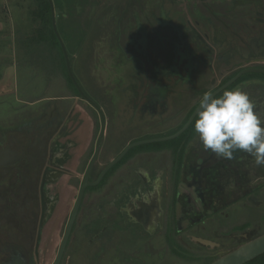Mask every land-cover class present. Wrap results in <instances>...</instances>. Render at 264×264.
Listing matches in <instances>:
<instances>
[{
	"label": "flooded vegetation",
	"instance_id": "af4514ba",
	"mask_svg": "<svg viewBox=\"0 0 264 264\" xmlns=\"http://www.w3.org/2000/svg\"><path fill=\"white\" fill-rule=\"evenodd\" d=\"M76 1L68 60L98 81L58 69L51 1L46 36L35 18L0 54V264H211L263 236L264 166L194 120L236 88L264 120V0Z\"/></svg>",
	"mask_w": 264,
	"mask_h": 264
},
{
	"label": "clouds",
	"instance_id": "9594fccd",
	"mask_svg": "<svg viewBox=\"0 0 264 264\" xmlns=\"http://www.w3.org/2000/svg\"><path fill=\"white\" fill-rule=\"evenodd\" d=\"M255 102L240 88L220 95L205 92L195 113L194 130L205 150L232 159L237 150L249 153L264 166V120Z\"/></svg>",
	"mask_w": 264,
	"mask_h": 264
},
{
	"label": "rangeland",
	"instance_id": "374dc122",
	"mask_svg": "<svg viewBox=\"0 0 264 264\" xmlns=\"http://www.w3.org/2000/svg\"><path fill=\"white\" fill-rule=\"evenodd\" d=\"M76 0H53V3L55 4V15H56V27L58 30V33L61 37V40H63L64 47L66 49V52H68V55L70 59L72 60L74 55V49L77 50L78 45L80 43V37L84 34V30L80 31L78 29V25L75 23L73 24L72 19H63V14L66 15V12L70 10V6L75 3ZM80 0H77L76 2H79ZM85 1L81 0V4H84ZM39 4V1L37 0H0V54L7 53L8 46L7 44H14L15 48H17L21 53H27L30 51L31 48V41H29V38L31 35H33V25L37 24L36 19L32 15V11L37 9ZM84 8L80 9L79 11H82ZM39 23L42 25L41 21L37 19ZM62 45V44H61ZM63 47V45H62ZM64 47L61 49L64 52ZM61 50L57 51V53L54 55V59L58 62L57 66L58 69H61L62 73L65 74V76H68V71L66 69V63L68 64L67 58H63V54L61 53ZM76 50V51H77ZM69 59V58H68ZM75 63H72V70L74 73L75 79H78L81 83L88 85L92 84L93 81H98L95 77V74L97 72L96 64L92 61L87 62L85 64L86 66V73L83 71L79 75H75L74 66ZM47 68H55L53 61L51 60L50 63H48ZM24 70L27 72V65H24ZM68 70L69 64H68ZM70 72V71H69ZM85 73V74H82ZM10 75H12V72L10 70ZM71 76V75H70ZM73 77V78H74ZM72 78V79H73ZM74 82H76V80ZM26 85V81L24 80L23 86ZM68 86L70 89L74 90L73 84L70 82L68 83ZM44 88L42 87V90Z\"/></svg>",
	"mask_w": 264,
	"mask_h": 264
},
{
	"label": "water",
	"instance_id": "95a60500",
	"mask_svg": "<svg viewBox=\"0 0 264 264\" xmlns=\"http://www.w3.org/2000/svg\"><path fill=\"white\" fill-rule=\"evenodd\" d=\"M50 1H51L52 8H53V20H54L55 29L59 37V40L61 41V44L64 47L63 40H61V37L56 27L54 3H53V0H50ZM64 52L68 60V54L66 52L65 47H64ZM68 64H69V69L71 71L70 60H68ZM262 253H264V235L256 239L250 240L249 243L238 247L237 249L231 251V253L212 262L211 264H244L246 262L251 261V259L261 255Z\"/></svg>",
	"mask_w": 264,
	"mask_h": 264
},
{
	"label": "trees",
	"instance_id": "16d2710c",
	"mask_svg": "<svg viewBox=\"0 0 264 264\" xmlns=\"http://www.w3.org/2000/svg\"><path fill=\"white\" fill-rule=\"evenodd\" d=\"M39 1L37 9L32 11V15L34 18H37L41 21L42 27L40 30L41 36H46L47 31V23L51 22L50 20V0H37ZM56 40V39H55ZM57 44L59 43L58 40H56Z\"/></svg>",
	"mask_w": 264,
	"mask_h": 264
}]
</instances>
